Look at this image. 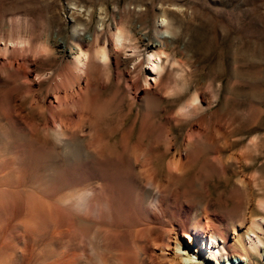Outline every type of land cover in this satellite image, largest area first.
Here are the masks:
<instances>
[{
    "label": "rangeland",
    "instance_id": "1",
    "mask_svg": "<svg viewBox=\"0 0 264 264\" xmlns=\"http://www.w3.org/2000/svg\"><path fill=\"white\" fill-rule=\"evenodd\" d=\"M169 1L184 14L169 9L177 38L159 85L130 104L111 80L100 91V99L110 102L92 125L84 122L59 135L45 125L44 112L28 107L23 78L0 72V264H45L65 249L79 252L80 264H97L129 242L143 220L146 199L156 196L166 210L161 223L176 220L181 210L185 220L203 209L222 223L264 219V0ZM127 2L0 0V44L23 37L36 44L61 30L68 38L83 20L90 32L102 30L101 36L110 38L114 18L132 7ZM143 2H148V27L161 23L160 0ZM73 8L80 22L72 20ZM138 49L120 52L119 69L128 79H133L135 59L147 57ZM55 55L37 56L36 72L56 71L62 58ZM142 67L147 72L150 64L143 60ZM38 83L34 88L43 91L48 80ZM194 96L195 109L180 112ZM199 124L202 137L186 147L188 130ZM210 136L209 144L205 137ZM122 143L127 150L139 144L147 159L134 162ZM174 151L188 157L186 171L167 182L165 165ZM85 190L96 207L84 210L62 202ZM24 220L30 224L25 228ZM59 225L69 234L52 240ZM3 253L10 255L4 263ZM254 258L250 264H264V258Z\"/></svg>",
    "mask_w": 264,
    "mask_h": 264
},
{
    "label": "bare ground",
    "instance_id": "2",
    "mask_svg": "<svg viewBox=\"0 0 264 264\" xmlns=\"http://www.w3.org/2000/svg\"><path fill=\"white\" fill-rule=\"evenodd\" d=\"M127 3L132 4V7H124L122 13L114 18V27L110 38L102 37V30L90 32L87 29L88 20L80 22L79 13L73 8L71 12L72 20L81 24H78L79 28L76 27L77 25L74 27L73 33L68 38L63 35L64 33H60L63 31L61 30L58 33L50 32L44 40H40L36 44L30 41L32 39L29 40L25 37L15 38L16 40H12L11 44H0V51L6 54V56H3V54L0 56V72L17 73L16 76L19 74L23 78V82L27 85L26 92L30 93V96L27 95L29 97L28 107L35 108L39 113L44 112L46 114L45 125L51 126L59 135L64 136L66 131L71 132L84 122L92 125L94 120L99 118L100 113L110 102L109 99H100L102 94L100 91L104 90L111 80H113L116 89L121 87L127 93L130 104L139 97L140 92L146 93L157 87L160 74L165 67V61L173 51V44L177 38L176 29H174L169 16V9L176 10L180 14L183 11L169 0H160L158 13L162 18V22L151 25L152 28H149V20L147 21L148 8L146 7L148 2L128 0ZM101 11L105 14L103 7H101ZM104 23L101 20V25ZM135 23H137V26L139 25V28L134 26ZM104 25L106 26V24ZM164 32H167L168 36L163 35ZM126 47L132 54H136L140 50L138 48L141 47V50L147 55L145 59H135L133 69L130 72L134 74L133 79L126 78L127 76L124 74L128 72L119 69L120 52L124 51ZM49 54L50 56L55 54L60 56L62 63L56 71L42 76V74L36 72V65H39L36 58L37 56L45 57ZM143 60L150 64L147 72L143 70ZM148 75H151V77L148 78ZM44 79L48 80L45 90H36L34 85L36 86L39 84L38 81L41 82ZM38 88L40 89V87ZM153 94L156 95V92H153ZM196 98L194 96L180 112L185 114L187 111H193L190 109H195L197 106L195 103ZM203 127L199 124L197 127H191L188 130L186 147L202 137ZM125 134L126 132L121 134L122 142H124ZM205 138L209 144L213 139L211 136ZM122 149L123 151L130 150L134 162L140 160L142 162L145 157L146 149L139 144L127 150L124 143H122ZM187 160L188 157L182 155L179 151L173 152L165 165L167 182H171L174 177H180L184 170L186 171ZM149 172L150 170L147 172L144 169V175L147 178L150 177ZM156 188L157 194H159L161 190L158 185ZM147 199V204L142 207L143 220L137 223L138 226L130 234L129 242L126 245L119 246L118 249L116 248L117 251L107 258L98 257L100 260L97 264H250L255 262L254 254L264 258L263 218L257 219L249 216V218L240 221L225 220L222 223L208 209H203L190 217H187L186 214L184 220L182 218L183 210H181L176 213V220H164L161 223L158 219L166 216L165 206H162V201L160 202L157 196ZM62 202L73 208L74 206H82L84 210H89L95 205L92 200V193L87 190L79 195L77 194L73 200L68 197L64 198ZM262 204L264 205V203ZM31 215H33L32 212ZM78 219L80 222L85 220L81 216H78ZM24 221L22 222L24 228L30 225L27 222L28 220ZM31 225L33 224L31 223ZM66 231L67 229L62 226L55 229L52 240L56 241L63 238L64 235L67 236L69 232L66 233ZM4 254L1 261L9 259H5L7 255L4 256ZM59 256L57 258L55 255L56 260L47 261L45 264H80L81 262L79 252L72 250L67 251L65 249ZM7 257H10V255ZM4 260L2 263H4ZM91 261L93 263V260Z\"/></svg>",
    "mask_w": 264,
    "mask_h": 264
}]
</instances>
